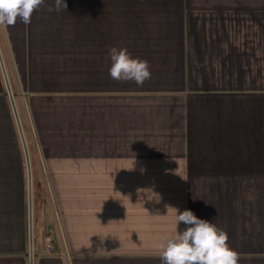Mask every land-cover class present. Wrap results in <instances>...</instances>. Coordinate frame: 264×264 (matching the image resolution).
Segmentation results:
<instances>
[{
	"label": "crops",
	"instance_id": "crops-1",
	"mask_svg": "<svg viewBox=\"0 0 264 264\" xmlns=\"http://www.w3.org/2000/svg\"><path fill=\"white\" fill-rule=\"evenodd\" d=\"M66 3L0 26L36 191L32 264H162L175 209L226 231L238 264H264V0ZM113 47L151 79L113 80ZM26 180L0 71V264H29Z\"/></svg>",
	"mask_w": 264,
	"mask_h": 264
},
{
	"label": "clouds",
	"instance_id": "clouds-1",
	"mask_svg": "<svg viewBox=\"0 0 264 264\" xmlns=\"http://www.w3.org/2000/svg\"><path fill=\"white\" fill-rule=\"evenodd\" d=\"M45 0H0V26L30 24L34 11ZM66 0H54L48 11H65ZM110 77L115 81H134L138 86L151 79L147 60L133 58L127 48L110 49ZM176 210V234L159 245L162 264H238L237 253L228 244V234L214 223L197 217L191 210ZM186 225L183 231L178 225Z\"/></svg>",
	"mask_w": 264,
	"mask_h": 264
},
{
	"label": "built area",
	"instance_id": "built-area-1",
	"mask_svg": "<svg viewBox=\"0 0 264 264\" xmlns=\"http://www.w3.org/2000/svg\"><path fill=\"white\" fill-rule=\"evenodd\" d=\"M0 71H1V75L4 81V85H5V91H6V96L8 97V100L10 102L11 105V109H12V113L14 116V120H15V125L17 128V132L19 135V139L23 148V153L25 155V159H26V176H27V180H26V199H27V211H28V215L31 214V210L30 207L32 206L33 208V204L30 205L32 203V189H33V184H32V179H31V174H30V165H29V158H28V153H27V143H26V139L24 137V132L22 129V124L20 121V117L18 115L17 109H16V105H15V95L13 93V90L11 88L10 82H9V78L7 75V72L5 70L4 67V63L2 61L1 55H0ZM31 208V209H32ZM33 213V211H32ZM31 216L33 217V214H31ZM30 217V215H29ZM32 224L28 225V250H27V256H28V260H29V264H32V259L34 256V249H33V234H32ZM45 251L49 252V253H55L57 255H59L60 257H63L65 259H69V252L67 250H60L59 252L55 250L53 244L51 242H48L45 244Z\"/></svg>",
	"mask_w": 264,
	"mask_h": 264
},
{
	"label": "rangeland",
	"instance_id": "rangeland-1",
	"mask_svg": "<svg viewBox=\"0 0 264 264\" xmlns=\"http://www.w3.org/2000/svg\"><path fill=\"white\" fill-rule=\"evenodd\" d=\"M32 203L30 204V205H32L33 204V208H32V206L30 207V210H31V214H33V217H34V212H35V210H36V204H37V200H36V191H35V186H33V189H32ZM32 208V209H31ZM32 211H33V213H32ZM31 214H29L30 215V217H29V215H28V211H27V224L29 225V224H32L33 225V217L31 216Z\"/></svg>",
	"mask_w": 264,
	"mask_h": 264
}]
</instances>
